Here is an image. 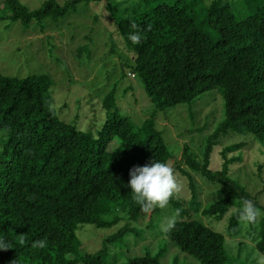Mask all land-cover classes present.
<instances>
[{
	"label": "trees",
	"instance_id": "obj_1",
	"mask_svg": "<svg viewBox=\"0 0 264 264\" xmlns=\"http://www.w3.org/2000/svg\"><path fill=\"white\" fill-rule=\"evenodd\" d=\"M2 1L9 20L25 26L36 22L44 31L43 22L57 23L80 3L109 0H69L63 5L46 0L35 10L19 0ZM197 1L156 3L115 19L120 47L133 61L128 75L139 78L154 107L153 116L139 124L119 113L112 90L101 103L105 120L100 128L94 134L80 131L56 114L49 76L0 75V131L5 134L0 137V243L7 246L0 249V264H106L108 249L135 231L131 223L143 212L129 187L130 170L175 158L154 114L210 90L220 92L224 118L206 137L201 160L183 145L173 171L186 179L191 196L176 193L170 198L176 223L160 234L169 248L200 264H226L223 235L198 221V214L220 219L235 209L227 236L237 238L239 210L250 200L260 212L257 222L249 224L251 241L264 253V206L228 175L230 165L239 161L228 155L241 144L225 147L221 168L210 169L217 141L226 135H252L264 144V0H212L199 10V20L191 8ZM134 33L141 35L139 44L129 39ZM197 178L219 186L218 199L205 208ZM159 212L152 209L147 227H155ZM122 221L97 252H83L76 235L79 226L104 229ZM39 240L46 241L44 248L32 246ZM167 248L122 264H163Z\"/></svg>",
	"mask_w": 264,
	"mask_h": 264
},
{
	"label": "rangeland",
	"instance_id": "obj_2",
	"mask_svg": "<svg viewBox=\"0 0 264 264\" xmlns=\"http://www.w3.org/2000/svg\"><path fill=\"white\" fill-rule=\"evenodd\" d=\"M29 10L40 8L46 0H19ZM63 5L69 0H54ZM109 0L80 3L74 12L67 13L57 23L47 19L41 31L36 22L28 26L7 18L9 12L0 0V75L11 78H25L31 75H47L52 80L51 96L53 108L61 120L73 124L78 130L95 133L105 120L101 103L105 95L115 90L116 106L122 116H129L139 124L154 113V107L144 92L138 77L131 78L129 66L133 61L120 47L119 37L114 30L115 19L156 3L171 4L174 0ZM186 4L195 0H184ZM212 0H198L191 8L200 19V9L209 6ZM214 37V35H213ZM215 39V37L213 38ZM120 43V44H119ZM78 49L82 53L78 55ZM130 88V90L128 89ZM127 90V92L124 91ZM153 116V115H152ZM224 118V101L218 90H210L197 96L192 102L165 108L154 114L156 127L174 159L180 160L183 145L200 160L206 137ZM5 135L0 131V137ZM210 169L219 170L222 164L221 151L232 144H241L238 150L229 153L228 158L239 161L230 165L229 177L244 187L264 206V144L252 135H226L218 139ZM2 140L0 139V148ZM174 176L181 185L177 193L190 198L187 181L178 172ZM202 190V206L218 199L219 186L197 178ZM158 207V206H157ZM159 208V207H158ZM160 209L155 227H147L149 213L142 212L137 223H131L135 231L115 242L105 255L106 264H122L128 258L150 253L155 256L159 249L167 248L168 241L160 231L173 217L167 205ZM231 208L222 218L198 214V221L224 237L226 264H256L254 237L249 224L239 222L237 238L227 236ZM124 221L109 228L98 229L92 225L79 226L76 235L84 253H95L101 248L103 239L117 232ZM163 264H200L176 247L167 248Z\"/></svg>",
	"mask_w": 264,
	"mask_h": 264
},
{
	"label": "clouds",
	"instance_id": "obj_3",
	"mask_svg": "<svg viewBox=\"0 0 264 264\" xmlns=\"http://www.w3.org/2000/svg\"><path fill=\"white\" fill-rule=\"evenodd\" d=\"M132 27L136 28V24L133 23ZM129 39L133 44H139L141 35L139 33L130 34ZM129 175L131 177L129 187L134 193L133 198L140 204L143 212H148L157 206L164 209L168 205L170 198L181 191V185L178 184L174 176L173 168L165 162L152 161L150 166L134 167L130 170ZM259 216L260 212L254 203L250 200H244L239 210V221L245 224H254ZM175 223L176 217L173 216L163 227V231H170L174 228ZM23 242L21 240V243ZM32 246L34 248H44L46 241H35ZM6 248V245L0 243V249ZM254 259L256 264H264V253H260L257 249L254 253Z\"/></svg>",
	"mask_w": 264,
	"mask_h": 264
}]
</instances>
